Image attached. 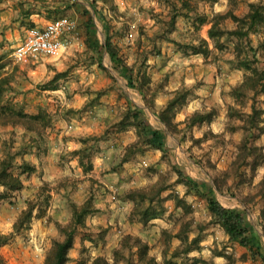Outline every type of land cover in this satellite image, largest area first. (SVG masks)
I'll return each instance as SVG.
<instances>
[{
	"label": "trees",
	"instance_id": "16d2710c",
	"mask_svg": "<svg viewBox=\"0 0 264 264\" xmlns=\"http://www.w3.org/2000/svg\"><path fill=\"white\" fill-rule=\"evenodd\" d=\"M64 1L67 2L66 6L70 8L74 5L78 6L76 2L72 4L73 0ZM102 1L107 3L109 0ZM160 1L168 5L169 11L165 13L164 11L157 12L154 7L150 9V13L157 18L160 27L152 35L145 27H141L140 35L136 41L137 49L135 51V60L133 63H129L123 53L126 43L123 46L115 38L118 35L121 36L119 37L121 39L128 35L129 37L133 36L130 24L124 22L123 24L125 26L123 28L113 29L112 25L109 24L111 18L108 15H104L101 11H98L97 0H93V8L99 18L105 21L107 37L105 44H102L96 32H94L95 30L92 28L93 22H90L89 27H87L89 51L86 54L93 58L91 60L92 64H95L97 62L96 59H99L98 65H100L101 69L110 73L109 69L102 63L105 57V51H107L113 69L128 81L129 87L140 91L147 107L156 113L168 131L173 135L185 134L186 137L187 132L193 131L195 127L211 124L219 114V107H211V109L204 108L202 111H196L186 119L185 126L183 127L182 123L176 121L177 114L189 104L192 98L197 96L194 87L184 86L170 93L171 97L167 104L158 108L156 98L161 91L165 90L166 81L159 83L153 81L147 69L149 52L153 51L158 55H162L164 43L173 44L177 52L185 55H203L206 58L211 56L213 52L210 48L211 44L221 52H227L231 49L228 59L230 66L233 69L244 70L246 73L244 81L233 86L229 92L236 103L228 105L225 132L231 131L233 133L236 130H240L242 131L243 138L237 144L238 152L233 159L230 171L222 173V179L215 180L218 189L221 192H225L224 185L227 184L231 176H239L241 178L240 183L243 184L248 174V170L243 171V169L249 168L254 175L264 162V147L257 143L264 135V107L259 105L260 97L264 96V40H261L257 47L252 41V35L264 34V4L258 2L250 3L249 12L243 16L238 15L235 8L229 9L227 12L215 13L211 16L206 11H201V8H199L200 4L196 0ZM202 1L210 3L217 2V0ZM235 2V0H230V6L234 7ZM34 4L31 3L29 6H25V1H21L22 14L28 16ZM54 8L48 11V18L56 20L63 17L61 16L63 11L58 7ZM109 8L112 14H115L118 18V6L115 3H111L109 4ZM85 11V14L90 13L88 10ZM182 17L187 20H193L194 28L197 30L209 24V38L211 42L200 38L197 44L184 43L177 36H174L178 20ZM230 21L235 26L232 29H226L224 25ZM28 25L33 27L34 23ZM227 41L234 43V49L228 46ZM215 58L218 59V55ZM2 69L3 66L0 64V124L21 126L24 128L23 138L29 140L28 144L22 145L21 149L17 152L13 151V147L10 146L6 157L0 160V201H9L24 189L25 183L23 176H29L37 170L36 165L32 162L26 160H23L21 163L17 162V156L33 150L37 152L38 156L47 153L48 131L54 125L55 113L46 108H41L36 114H28L22 109L11 105L9 94L11 89H13L11 83L14 74H3L1 72ZM68 73L69 71L57 73L48 83L44 84V89L58 90L60 88V80L66 77ZM111 76L115 82H118L116 77L112 74ZM103 92L98 93V96L101 97L104 94ZM121 94L124 96L125 92L122 90ZM249 100L252 102L250 104V111L247 110L249 109L247 105L249 104ZM131 128L137 130L138 138L135 142L124 147L123 155L116 160V164L111 166V171L119 172V168L130 161L136 154L144 153L147 150H159L162 152L163 160H166L171 165L174 173H176L177 179L175 182L178 185H184L187 188V193H194L198 198L206 200L212 216L210 223H197L190 217L193 213L192 204L185 197L172 195L177 208L182 209L185 212L184 215H188L189 219L181 224L180 230L177 233H174L168 228L162 230L161 242L163 246L162 255L164 264H179L175 262L176 259H179L181 256H190L195 250H200L201 243L204 239L203 232L212 225L221 226L232 241L248 248L251 254L254 257H260L262 264H264V251L260 235L247 223L244 214L236 208L224 206L213 196L215 193L214 190L208 188L207 185L205 186V183L185 175L181 167L172 158V151L167 147V131L153 125L144 108L138 105L134 106L131 100H129V104L121 111L119 119L109 125L108 130L102 137H89L83 139V142L87 143L89 140H94L95 143H98L100 139H105L109 135H115L116 132L126 131ZM207 137L215 138L220 143L226 142L225 133L217 134L213 130L206 131L205 137H202V139L193 137V140L196 144H201V141ZM95 146L92 145L74 152V155L79 157L81 165L87 172L94 169L93 155L94 150L96 151ZM147 170L151 176H158L155 183H153L154 185L152 184L149 187L148 185L132 188L127 187L123 195L125 200L133 204L130 221L133 223H141L145 229L150 228L154 220L165 214L166 208L164 203L166 199L164 193L172 187L168 180L171 174H160L154 166H150ZM122 172L124 171L122 170ZM122 176L125 177V174L122 173ZM48 184L47 182L43 183L44 190H46ZM63 184L66 187L75 188L76 183L67 180ZM47 192L49 196L44 200V203L48 206L52 194L50 190ZM257 195L264 199V175L259 183ZM40 196L41 193L38 195L39 199L27 200L26 208L19 213L15 220L13 233H0V247L10 243L15 235L30 230L35 219L48 216L47 206L43 207L40 205V202H42L40 201ZM70 204L73 209L72 219L66 224L56 222L62 236L53 239L44 264H69L72 260L71 250L75 248L78 234L81 231H84L85 234L82 239V254L77 264H161L158 258L152 254V245L142 237L134 234H126L122 238L118 247L113 251L112 260L105 255H98L88 259L84 256L86 253L85 250H87L85 242L89 241L98 247L99 238L102 240L109 230L101 228L97 237L92 235V228L87 223V219L90 215L100 211L94 196H90L81 204L75 201H71ZM261 222L264 229V207L261 209ZM195 230L198 234L191 239L190 234ZM176 237L181 240V244L175 249H172L171 241ZM217 254L222 255V253ZM0 264H6L1 257Z\"/></svg>",
	"mask_w": 264,
	"mask_h": 264
},
{
	"label": "rangeland",
	"instance_id": "374dc122",
	"mask_svg": "<svg viewBox=\"0 0 264 264\" xmlns=\"http://www.w3.org/2000/svg\"><path fill=\"white\" fill-rule=\"evenodd\" d=\"M116 1L118 0H109L106 4L109 5L111 3H115L116 5ZM128 1L132 2L134 0H120L119 1L120 4L124 2L122 6L124 8L122 9L119 5H116L119 8V14L117 13L118 18L115 16V14L112 13H110L111 14L110 18L112 19L115 18L118 21H126L128 19L127 23H130L132 17L130 16L131 6L127 9L125 8L124 5L128 3ZM155 1L158 4L160 0H155ZM196 1L199 2L200 4L199 8H201V11L203 12L206 11L211 16L215 13H220L225 11L227 12L229 9L232 8L233 9L235 8V11L237 12L238 15L243 16L249 12L250 3L258 2L264 4V0H235L236 2L233 7L230 6V0H222L220 2L218 1V3L216 2L210 3L202 0H196ZM132 6L133 8L137 9V12L139 11L138 13H142L144 9H147L146 10L147 12L148 9L152 7V5L149 4L148 6L145 7L143 5L139 7H137V5L135 6L132 5ZM163 6L162 5L158 6V9L161 10ZM57 7L63 11V7L59 5H57ZM102 10H104V6L102 7ZM121 18H123V20ZM99 25L100 27H102L100 23ZM180 25L182 26V29L180 32V36H178V38L180 40L181 39L184 40V42L187 39H189L187 40V42L194 41L195 39H197V36L200 35L201 32L205 30V29H201V31L198 32V30L194 28L193 20H189V19L187 20L185 18H180L178 20V26ZM124 26H125L124 24H120V26H118L119 27L118 29H121ZM156 26L157 27L155 29L160 27V24L158 23L156 24ZM234 26L235 25L232 21L224 25L226 29H232ZM155 29L150 32L151 35L154 33ZM206 29L208 28L206 27ZM176 31L178 30L176 29ZM13 34H14L13 37L11 34L8 35L6 34L5 36L0 30V60H1L0 64L3 66L1 72L3 74H14L11 83L13 89H11V92L9 94L11 99L10 102L12 103L11 105H13L18 109H22L28 114H34L35 112L40 111L41 108H46L49 111L55 113L54 125L51 126V128L49 129H55L57 132H60L62 131V129H67L68 131L71 129H78L77 126H79V123L81 124V126H83L84 124L86 125V121L83 118L93 119L101 111L99 110L100 109L99 105L101 103L103 104V102L98 101L99 99H97V94L103 91L104 94H106L107 92L111 94V92L116 89L117 92L121 94L122 90L123 91L125 90L124 92L126 96L125 97L122 96L121 99H119L118 103L117 102L115 103L116 106H118L119 115L123 110V107L126 106V103L128 104L129 97L133 99L135 102L137 101L139 104H144L143 98L141 97L139 91L129 88L128 87L129 85H127V80L124 79L122 76H120L113 69L112 62L110 60L108 53L103 58L102 63L109 69L110 73L117 78L118 82H115V80L113 79V77L109 72L103 71L101 69L100 65H98L99 59H96L97 62L95 64L97 65L92 64L91 60H93V58L87 55L86 53L76 54L75 56H70L67 53L65 56L61 57L60 59L53 58L51 56L40 55L37 59L28 58L25 61H17L16 58L14 57V51L16 46L25 37L22 35L23 32L21 33L19 32L16 35L15 31H13ZM119 37L121 36L118 35L117 37L118 41H119ZM105 38H106L105 35L102 33L100 40L103 42V44L106 42ZM261 40H264V34L252 35V41L256 47L259 45V42ZM128 44H130V41L127 44H125L124 55L130 62L135 60V50L129 48ZM227 44L229 47L234 49L235 45L233 42L227 41ZM165 45L166 43L163 44V53L167 52L165 51L166 50ZM230 52L231 49L228 50L225 54L230 55ZM216 55L217 54H214V56ZM158 56L160 55H158L156 52L150 51L149 61L151 58ZM149 61L147 63L148 67H150L151 65ZM193 66H194L193 77L194 76L196 77L197 75L200 76L201 73L204 71L205 76L203 77H206L207 79L205 81H203V79L199 81L198 78L196 77L197 80L193 82V87L198 88L199 86L202 87V85L206 84V86L203 87V89L205 88V90H207L206 95L208 96L213 95L212 97H216V95H218L217 97L219 98V93H215V90L218 89L217 92L220 91L219 88H216L217 84L218 85L221 84L220 79H226V80H222V83L227 82V84H230V81H232V83L240 84V80H237L236 78L239 77L238 76L239 72L238 73L235 72V69L233 68L230 67L228 68L226 66L227 68L223 67L221 70L219 69L218 71H214V69H212L211 67L206 68L205 65L201 66L197 62H195V65L193 63ZM148 67L147 69L149 70ZM64 71H69V73L66 77L60 80L59 83L60 88L58 89L59 91L53 92V94L49 93L48 92L49 90L46 91L44 89V84L48 83V81H50L57 73ZM241 71H242L241 78L243 77L242 80L243 82L246 72L244 70ZM150 74L155 83H159L161 81H167L168 79V77L166 75H165L166 77L163 76L159 70L156 71L155 75L152 72ZM208 75L210 79L208 78ZM90 76L93 77H91L90 79ZM215 78L217 80L220 78L217 84H215L214 82ZM91 80H93V82H90ZM107 81H110L111 84L108 85ZM76 93L79 95V98L75 102L76 106H72L74 103L73 101ZM220 94H221L220 96H223L224 92L222 91ZM248 103L249 104L247 105L249 109L247 110L250 111V104L252 103L251 100H249ZM219 105L222 107V110L224 109L221 112H224L225 109L227 110L228 108L227 104L226 107L225 104L223 105L222 103H220ZM259 105L261 107H264V96L260 97ZM148 117L149 120L150 121L152 120L153 123L155 124L159 123V125L164 126V124H162L160 119H157L158 116L156 115L155 112L151 111V114H149ZM20 129H24V128H22L21 126L0 124V134L3 135L1 138L2 139L1 142H4V147L11 146V147H18V149L19 148L21 149L22 145L28 144L29 140L27 138H23L24 132L22 133ZM206 131H211V130L194 129L191 132H187L186 137L185 134L169 135L168 147L172 151L171 156L175 160V162L181 167L185 175L191 176L196 180L205 183V186L207 185L208 188L214 190L215 193L213 194V196H215L224 206L230 208H236L244 214L247 223L251 227H253L256 230V232L260 235V239L264 251V229L261 222V209L262 207H264V199L257 195L259 191V183L261 182L264 175V162L263 165L257 169L256 174L254 175L251 173L249 168L243 169V171L248 170L247 178L244 179L243 184L240 183L241 178L239 176L236 175L231 176L227 184L224 185L225 192H221V190L218 189L215 180L222 179L223 177L222 173L226 171H230L233 159L235 158L236 153L238 152L237 144L242 140L243 134L242 131L240 130H236L233 133L231 131L225 132V130L223 131L215 130L214 132L217 134L225 133V138H226L225 143L222 142L220 143L217 140H215V138L207 137L206 139L201 141V144H196L195 141L193 140L194 139L193 137H195L196 139L199 138L202 139V137H205ZM70 135L71 134H65V137L69 138ZM81 139H82L81 136L77 138L78 141H80ZM257 143L258 145L264 147V135L260 140L257 141ZM4 147L2 148L1 152H4V154L7 155L9 150L7 151L4 150ZM61 151L62 153L61 152L59 153L61 155L63 154L62 159L65 160L61 161L63 164L60 162L61 163L60 167H62L63 170H66L70 174L74 170L73 166L70 164V160H73L77 155H74L75 151L72 152V150H70L67 147H65V149ZM96 152L97 151L94 150V153ZM116 154H118V152ZM144 156L137 161L139 168V172L135 174L136 175L135 177L137 178L131 176V178L129 179L127 176L128 173L125 175L124 179L127 182H129L125 187L132 188L134 185H137V183H139V178H141L140 179L141 181L147 179L148 182L143 183L142 185L145 186L148 185V187L151 186L153 183H155L158 176L157 175L151 176L150 173H148L147 169L150 166H154L155 169L160 174L161 173L171 174L168 180L169 183L172 185V187L164 193L166 199L164 203L166 208L165 214L160 218L154 220L150 228L145 229L147 232L146 233L147 237H149V239H151L152 241L151 242L152 254H154L158 258L161 264H164L163 255H162L163 246L161 242L162 230L168 228L172 230L174 233H177L180 230L181 224L189 219L188 215H184L185 212L182 209L177 208L176 202L173 199L172 195H179L180 197H185L187 201L192 204L193 213L191 214L190 217L193 218L197 223L200 224L210 223L212 216L208 209V204L206 200L198 198V196L195 195L194 193H187V188L184 185H178L175 182V180L177 179V175L172 170L171 165L167 163L166 160L165 161L163 160L162 156L153 165L152 164L147 165L145 162L148 161L150 163V160L148 157H144ZM139 164L143 165V167H141ZM155 164H157L158 168L155 166ZM108 168L109 167H107V169ZM132 168L134 167L129 166V169ZM105 171L104 170L100 171V179L97 180H95L94 178L86 179L91 181V183L89 181L91 186L87 188V192L86 190H84L79 196H77V193L76 192L73 193L72 190L71 191L72 197L70 195L71 193L69 192H67V195L65 194L63 195V197L61 196L62 198L60 201L63 202L65 201L66 205H62L60 208L56 207V209L55 207H53L56 204L55 195L53 194V192L57 191V189L60 188V186L65 181L60 182L59 180H57L53 182L54 184H52V182L51 183L48 182L49 186L48 185L46 186V190L43 189V185L40 186V189L37 192L33 193L35 197L29 199H34V198L35 200L36 198L39 199L38 195H40L41 193L40 201L42 202H40V205L46 207L47 205L44 203V200L49 196V193L47 191L50 190L52 194V198L50 199L49 204L47 206V212L49 217H48V222L46 224L49 225L50 223H52L55 226L54 230L53 229L51 230V227L53 226L47 227V229L49 230L48 237H52L51 242L49 244L46 241L43 243L41 242L40 245L36 240L37 238H35L37 237L36 234H32L31 232V229L33 228L32 226L30 230L24 231L22 234L15 235L13 239L10 241V243L0 247V257L2 258V260L6 264H44L47 252L52 245L53 239L54 238L57 239L62 236V234L59 232L56 222L59 223L62 222L66 224L72 219L73 209L70 204L71 201L75 200L78 203L84 202L90 196L95 197L98 193L100 194L103 193L101 191L103 188H104L103 189L104 192L106 190L107 192H110V188H108V186L104 182V181L107 182V180H105L106 178ZM65 172L63 171V173ZM63 173H61V175ZM75 179H76L75 183L84 181V180H79L78 178ZM134 179H136V181L138 182L137 183L134 182L130 184V182ZM100 180L103 181L100 182ZM116 184H119L118 181L116 182ZM124 192L121 195H118V198L123 197ZM7 203H8L7 208L4 209L5 210L4 212H6V214L4 215L0 204V215H2L4 218L6 216L12 215L13 213V210L10 208V202L7 201ZM51 208L52 210L53 209L57 211L60 210L59 212L62 213V215L59 216V212H58L55 213V215L53 214L54 216L53 217L50 214ZM105 214L106 212L102 213L101 211H99L95 214L90 215L87 219V223L92 228V235H94V237H97L101 228L109 230V232L106 233L105 237H103L102 240L101 238H99L100 241L98 247H96L89 241L85 242L87 246V250H85L86 253L84 254V256L87 257L88 259H91L98 255H105L112 260L113 251L116 247H118L122 238L126 234H132V233H126V230H124L126 215L122 213V211L119 215L116 214L117 216H114L115 213L113 214V211L109 213V215L107 212L108 216ZM61 217H63L62 221L59 220ZM13 231L7 234H11L13 233ZM203 233H204V239L203 242L201 243V249L195 250L190 254V256H181L179 259H176L175 262H178L179 264H262V259L260 257H254L248 248H245L241 246L239 243L232 241L230 237L225 233V231L221 228V226L212 225L208 227L207 230H205V232ZM84 234H85L84 231H81L78 234L76 241L77 245L75 246V250L72 252L75 258L73 261H70L69 264H77V261L79 260L82 254L81 252L83 250L82 239ZM197 234L198 232L196 230L192 231L190 234V238L191 239L194 238ZM171 244H172V249H175L181 244V240L177 237L173 238ZM217 253H222V255H218Z\"/></svg>",
	"mask_w": 264,
	"mask_h": 264
},
{
	"label": "crops",
	"instance_id": "0c3cea01",
	"mask_svg": "<svg viewBox=\"0 0 264 264\" xmlns=\"http://www.w3.org/2000/svg\"><path fill=\"white\" fill-rule=\"evenodd\" d=\"M21 1H25V6H27V5L29 6L31 3H35L33 8H31V13L28 16H25L22 14ZM92 1L93 0H73L72 4L74 2H76L78 4V6L74 5L73 7L70 8V7L66 6L67 2L64 0H0V30L3 33V35H5V36H6V34L7 35L11 34L13 37V35H14L13 31H15L16 35L19 32L20 33L23 32L22 35L25 37L27 30L30 28V25H28V24L34 23V26L44 27L48 22L54 20V19L48 18L49 17L48 11L52 8L55 9L54 7H57V5H59V6L63 7V13H61V16H63V17L66 16V17L72 18L73 20H75L77 22V25H78V30H77L78 39L75 41L74 45L69 49L68 54L70 56H75L76 54L86 53L87 51H89V46H88V41H87V31H88L87 27H89L90 22H93L92 28H93V30H95L94 32H96V35L98 36L99 39H101L102 33L105 35V37H107V30H105V21H102L99 18L98 14L96 13L95 9L92 6ZM119 1L120 0L116 1V5H119L123 9L124 7H122V6H123L124 2H122L120 4ZM218 1L220 2L222 0H217L216 3H218ZM79 4H81V5L79 6ZM148 4L152 5L151 8L156 7L157 12L164 11L165 13H167L169 11L168 5H166L160 1L157 4V2L155 0H134L132 2L128 1V3L124 4L125 8H127V9L131 6L130 16H132V17H131L130 23H127L128 22L127 20L126 21H118L115 18L114 19L111 18V21L109 22V24L112 25L113 29L117 30L119 28L118 26H120V24H123L124 22H126L127 24H130V26H131V32H132L133 36L129 37V35H128V36H125V38L124 37L122 39L119 38V41L121 44H123V46L125 43L127 44L130 41V44H128L129 48H132L133 50L136 51V49H137L136 41L140 35L141 27H145L148 32H151L152 30H154L157 27L156 26V24H158L157 18H155L149 12L151 8L148 9L147 12H146L147 9H144L142 13H138L139 11L137 12V9L133 8V6H132V5H134V6L137 5V7H139V6L143 5L145 7V6H148ZM163 4H164V6H163ZM161 5L163 6V8L160 10V9H158V6H161ZM103 6H104V10H102ZM97 9H98V11H101L104 15H108L109 17L111 16L110 13H112V12L109 8V5L106 4L105 2H103L102 0H97ZM85 10L90 11V13L85 14V12H86ZM121 19L123 20V18H121ZM180 22H182V21H180ZM99 23L102 25V27H100ZM106 24H107V22H106ZM106 27H108V26H106ZM206 27L208 29H206ZM209 28H210V25L202 27L201 29H205V30L203 32H201V34L199 33L200 35L197 36V39H195L192 42H187V40H189V39L185 40V42H184V40H182V39L181 40L184 43H196L197 44L199 42L200 38H204V39L208 40L209 42H211V40L209 38ZM181 29H182V26L177 25L178 31L174 32V36H177V38H178V36H180ZM201 29L198 30V32H200ZM181 38H183V37H181ZM116 39L115 40L118 42V38H116ZM101 43L103 44L102 41H101ZM165 47H166L165 51H167V52L163 53L162 55H160L158 57L151 58L149 61L151 65H150V67H148L150 70V71L149 70L148 71L150 73L152 72L155 75L156 71L159 70L163 76L166 75L168 77L167 81L165 82V90H164L165 92L161 91L156 98V104H157L158 108H161L167 104V102L169 101V99L171 97L170 93L175 92V91L183 88L184 86L193 87V82H195L197 80V78L199 81L201 79H203V81L207 80L206 77H203V76H205L204 71L201 73L200 76L197 75L196 76L197 78L195 76L193 77V74H194L193 73V68H194L193 63H194V65H195V62H197L201 66L205 65L206 68L211 67L212 69H214V71H218L219 69L221 70L223 67H226V66L228 68L229 67L232 68L228 62L230 55H226L225 54L226 52H221L219 49L214 48V46L212 44L210 45V48H211V50H213V52H212L211 56H209L208 58H206L203 55H194V54L185 55L181 52H177L174 45L171 43H166ZM124 52H125V49H123V53ZM107 53L108 52L105 51V55ZM214 54L218 55V59L215 58ZM133 62H134V60L130 61L129 63H133ZM95 65H97V64H95ZM235 72H237V73L239 72V75H238L239 77H236V78H237V80H240V83H242V80H243V77L241 78L242 71L239 69H235ZM215 74H216V72H215ZM91 77H93V76H90V79H91ZM214 77H215V75H214ZM214 77H213V79H214ZM157 78H159V77H157ZM208 78L210 79L209 75H208ZM219 79L217 80L215 78V81H214L215 84H217L219 82ZM222 80H226V79H220L221 84L216 85V88H219L220 91L217 92L218 89L215 90V93H219V98L217 97L218 95H216V94L215 95L217 98L212 97L213 95L212 96L209 95L211 97L206 95L207 90H205V88L203 89V87H205L206 84L202 85V87L199 86L198 88H195L197 96L192 98L190 100L189 104L183 110H181V112H179L177 114L176 121L179 123H182V126L184 127L186 119L188 117H190L196 111H202V110H204V108L209 109V108H211V106L219 107V114L217 115V117L215 118V120L211 124H204L203 126L195 127L194 129H206V130L210 129L213 131L225 130L226 129V120H227V116H226L227 110L225 109L224 112H221L224 109L222 110V107L219 104L220 103H222L223 105L225 104V107H226V104L227 105L235 104V100L231 97L229 92H230L231 88L237 84L232 83V81H230V84H227V82L222 83ZM90 82H93V80H91ZM107 84L110 85L111 82L107 81ZM127 85H128V81H127ZM129 88H131V87H129ZM131 89H133V88H131ZM46 91H48V90H46ZM57 91H59V90H49L48 92L53 94V92H57ZM222 91L224 92V95L220 96L221 95L220 93ZM114 93H117V94H114ZM139 93H140V91H139ZM140 95H141V93H140ZM97 97L99 99L98 101L103 102V104L101 103L99 105V108H100L99 110H101V111L93 119L92 118H83L86 121V125L84 124L83 126H81V124L79 123V126H77L78 129H71L69 131L67 129H62V131H60V132H57L55 129H49V131H48V133H49V135H48V151L46 154H44L42 156H38L37 152L35 150H33L31 152L19 154L17 156V158H16L17 162L21 163L23 160L32 162L34 165H36L37 170L29 176H27V175L23 176L24 183H25L24 189L21 192H18L12 200L8 201V202H10V208L13 210L12 215L6 216L5 218L2 215H0V233L1 234H7V233H10L14 230L15 220L17 219L19 213L24 208H26L27 200H29V198L35 197V195H33V193L37 192L40 189V186L43 185V183H45V182L51 183L52 182V184H54L53 182L57 181V180H59L60 182H64V181L66 182L67 180H70L72 183H74L76 180L75 178H78L79 180H84L83 182L82 181L76 182L75 188H72L69 186L66 187L65 184H62L60 186V188L57 189V191L53 192V194L55 195V203H56L55 206H53V207H55V209H56V207L60 208L62 205H66L65 201L64 202L60 201L61 198L63 197V195H65V194L67 195V192L71 193L72 189H73L72 192L73 193L76 192L77 196H79L82 193V191H84V190H86V192H87V188L91 186L90 185L91 181L86 180V179H88V178H94L95 180L100 179V171H102V170L105 171L107 169V167H109L105 171V177H106L105 180H107V182L106 181H104V182L106 183L108 188H110V192H107V190L104 192L103 191L104 188H103L101 190L103 193H101V194L98 193L95 196L96 204H97L98 208L100 209V211L102 213L106 212L105 215H107V212L109 215V213H111L113 211V214L115 213L114 216H117L122 211V213H124L126 215V222H125V229H124V230H126V233H132L134 235H138L146 241L149 240L148 242H150V244H151L152 241H151V239H149V237H147V235H146L147 232H146L145 228L143 227V225L141 223H138V222L133 223L130 221V213H131V210L133 208L132 202L125 200L121 196H120L121 198H118V195H121L125 191V189H126L125 186H127V184L129 183L124 179V177L122 176V173H124L125 175L128 173L127 176L129 179L131 178V176L135 177L136 176L135 174H137L139 172L137 161L140 158H142L145 155L144 157H148L150 160V163L148 161L145 163L147 165L148 164L153 165L154 163H156L161 158L162 152L159 150H147L144 153L136 154L135 156H133L131 158L130 161L125 163L121 168H119V170H118L119 172H112L111 166L113 164H116V162H117L116 160L123 155L124 147H126L127 145H129L132 142H135L137 140V138H138L137 130L135 128H131V129L126 130V131L116 132L115 135H113V134L109 135L105 139H100L98 143H95L94 140H89V142L84 143L83 139H87V138L93 137V136L102 137L106 133V131L108 130L109 125H111L112 123L117 121L120 117L118 106H116L115 103L116 102L118 103V101H119V99H121L122 95L119 92H117L116 89L113 90L111 92V94H109V92H107L106 94H103L101 97H99L97 94ZM124 97H125V95H124ZM141 97L143 98L142 95H141ZM78 98H79V95L76 93L74 96V101H73L74 103L72 106H76L75 102H76V100H78ZM129 100H131V102L134 106L138 105L139 107L144 108L147 111V115L151 114V111L149 110V108L147 107V105L144 101V98H143L144 104H139L137 101L135 102L130 97L128 98V104H129ZM217 102H220V103H217ZM109 104H110V106H109ZM128 104L126 103V106ZM126 106H124L123 109H125ZM38 112L39 111L35 112L34 114H36ZM157 119H159V118H157ZM150 122L153 125L155 124L152 122V120ZM155 126L157 128H163L165 131H167L166 144L168 147V137H169V135H173V134H171L168 131V129L165 125L163 126V125H159V123H156ZM13 130H15V129H13ZM17 130H19V129H17ZM20 131H22V133L24 132L23 129H20ZM65 134H71V135L69 138L68 137L66 138ZM2 136L3 135L0 134V160H2L4 157H6V154H4V152H1L2 148L4 147V142H1ZM77 136L78 137L81 136L82 139L80 141H78ZM92 145H96L95 148L97 151L93 155L94 169L92 171H90V172L85 171V168L81 165L78 156H76L73 160H70V164L74 168V170L70 174L66 170H63L62 167H60V164L62 163L61 161H64L65 159H62L63 154L61 155L59 152L62 153L61 150H64L65 147L69 148L73 152V151H77V150L82 149V148L90 147ZM19 149H18V147L12 148V150L15 152H17ZM4 150H6V151L10 150V147L5 146ZM117 152H118V154H116ZM57 157H58V159H57ZM139 165L141 167H143V165H141V164H139ZM129 166L134 167V168L129 169ZM155 166L157 167V164H155ZM122 170L124 172H122ZM63 171L64 172L66 171V172L63 173ZM61 173H63V174L61 175ZM135 178H137V177H135ZM140 179L141 178H139V183H137L138 181H136V179H134L130 182V184L136 182L137 185H134L133 187L145 186L142 184L148 182L147 179H144L143 181H141ZM89 181H90V183H89ZM102 181L100 180V182H102ZM117 181L119 184H116ZM70 195L72 197V193ZM75 202H77V201H75ZM81 203H83V202H81ZM81 203H79V204H81ZM0 204L2 207L3 215H4V214H6V212H4L5 211L4 209L7 208L8 203H7V201H0ZM55 209H53V210H52V208L50 209L51 210L50 214L52 216H53V214L55 215V213H58L60 211V210L57 211ZM61 215H62V213L59 212V216H61ZM48 217L49 216H46V217L40 218V219H35L33 222V225H32L33 228L31 229V232H32V234H36L37 237H35V238H37L36 240L40 245H41V242L43 243L45 241L49 244L52 240V237H48L49 230L47 229V227L53 226V227H51V230L52 229L54 230L55 226L52 223H50L49 225L46 224L48 222ZM101 217H103V216H101ZM101 217H99V218H101ZM55 218H57V217H55ZM59 220L62 221L63 217H61ZM110 223H111V220H110ZM118 235H120V234H118ZM155 242H157V241H155ZM76 245H77V243H76ZM74 250H75V248L71 250V257H72L71 261H73L75 258L73 253H72Z\"/></svg>",
	"mask_w": 264,
	"mask_h": 264
},
{
	"label": "built area",
	"instance_id": "2783aa9c",
	"mask_svg": "<svg viewBox=\"0 0 264 264\" xmlns=\"http://www.w3.org/2000/svg\"><path fill=\"white\" fill-rule=\"evenodd\" d=\"M77 30V22L66 16L52 20L44 27H30L15 48L14 57L17 61L37 59L40 55L60 59L78 39Z\"/></svg>",
	"mask_w": 264,
	"mask_h": 264
}]
</instances>
